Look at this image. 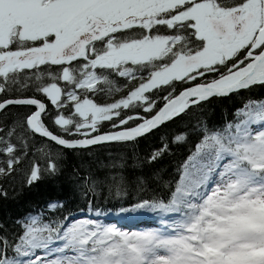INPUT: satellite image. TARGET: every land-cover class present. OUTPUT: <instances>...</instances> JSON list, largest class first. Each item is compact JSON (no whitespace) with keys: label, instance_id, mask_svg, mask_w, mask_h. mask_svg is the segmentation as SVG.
I'll list each match as a JSON object with an SVG mask.
<instances>
[{"label":"snow or ice","instance_id":"snow-or-ice-1","mask_svg":"<svg viewBox=\"0 0 264 264\" xmlns=\"http://www.w3.org/2000/svg\"><path fill=\"white\" fill-rule=\"evenodd\" d=\"M257 90L264 0H0V199L9 182L23 196L62 175L69 150L81 153V199L115 198L129 204L122 218L160 220L126 231L48 200L14 230L0 224V264H264ZM234 97L240 106L215 120ZM112 145H131L132 157L109 147L100 160L97 146ZM185 146L167 195L144 197L164 181L156 165Z\"/></svg>","mask_w":264,"mask_h":264},{"label":"trees","instance_id":"trees-1","mask_svg":"<svg viewBox=\"0 0 264 264\" xmlns=\"http://www.w3.org/2000/svg\"><path fill=\"white\" fill-rule=\"evenodd\" d=\"M249 95L245 93V96ZM253 98L264 96V92L257 90L251 93ZM244 97H234L233 99H225L215 105L214 119L217 121L228 118L234 107L240 106ZM183 124L179 119L172 128H179ZM56 130V129H54ZM194 141V137L192 138ZM158 141L153 137L150 141L141 140L136 152L141 156L149 150V146L156 144ZM111 147L113 155L127 154L130 158L133 155L132 146L121 147L120 145L112 146H97L96 155L100 160H106L108 156V148ZM174 155L165 157L160 164L156 165L157 168L162 170L164 181L161 184H153L151 189L142 193L144 197H164L167 195V189L164 187V182L172 179L175 174L176 165L187 158L189 155L188 147L175 148ZM67 160L62 175L56 178H47L34 187L31 192L23 196H18L17 192L20 191L19 179L9 182L4 186L8 188L9 198L7 200L0 199V224L4 225L9 231L15 229V221L18 217L22 216L28 211H38L43 208L45 202L48 200H66L70 201L67 204L65 215L71 214L74 216L82 215L79 219L99 218L102 220L106 216L114 218L118 215L121 205L128 207L129 204L124 201H117L115 198H99L92 205L88 201L83 200L78 194L74 192V182L72 180L73 168L79 163L81 156L80 152H72L66 150ZM131 162V160H130ZM13 188L16 191H13ZM99 213V216H97Z\"/></svg>","mask_w":264,"mask_h":264},{"label":"rangeland","instance_id":"rangeland-1","mask_svg":"<svg viewBox=\"0 0 264 264\" xmlns=\"http://www.w3.org/2000/svg\"><path fill=\"white\" fill-rule=\"evenodd\" d=\"M124 215L127 216V214H124ZM153 215H154V218L151 219V216ZM132 216H134L135 218H122L119 212L118 215L115 216L114 218L110 216H106L102 219V221L105 223H115L117 224L118 227H121L123 230H126V231L153 229V228H157L160 226L159 217L154 213L141 212V213H134L132 214ZM138 219H141L139 223L138 221H136Z\"/></svg>","mask_w":264,"mask_h":264},{"label":"bare ground","instance_id":"bare-ground-1","mask_svg":"<svg viewBox=\"0 0 264 264\" xmlns=\"http://www.w3.org/2000/svg\"><path fill=\"white\" fill-rule=\"evenodd\" d=\"M152 218H154V215L151 216V219H152ZM148 219H149V218H148ZM140 220H141V219H138V220H136V221H138V223H139ZM131 221H132V220H131ZM136 221H135V222H136ZM139 225H140V224H139Z\"/></svg>","mask_w":264,"mask_h":264}]
</instances>
